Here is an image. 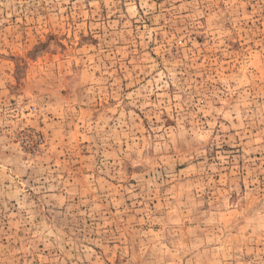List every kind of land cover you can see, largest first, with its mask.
I'll list each match as a JSON object with an SVG mask.
<instances>
[{"label": "rangeland", "instance_id": "obj_1", "mask_svg": "<svg viewBox=\"0 0 264 264\" xmlns=\"http://www.w3.org/2000/svg\"><path fill=\"white\" fill-rule=\"evenodd\" d=\"M0 264H264V0H0Z\"/></svg>", "mask_w": 264, "mask_h": 264}]
</instances>
